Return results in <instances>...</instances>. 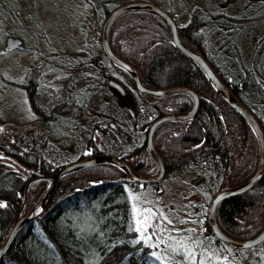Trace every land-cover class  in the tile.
<instances>
[{
    "label": "trees",
    "instance_id": "obj_1",
    "mask_svg": "<svg viewBox=\"0 0 264 264\" xmlns=\"http://www.w3.org/2000/svg\"><path fill=\"white\" fill-rule=\"evenodd\" d=\"M29 1L0 0V22L18 29L22 19L26 27V7L34 12ZM87 1L91 13L101 17L92 29L93 44L101 49L102 24L120 5L110 0ZM250 5L251 15L245 19L254 22L246 24H239V18L194 7L189 23L178 33L186 47L202 55L264 134V0ZM17 29L7 36L23 43ZM245 43L247 48L242 49ZM109 44L147 87L178 86L196 93L197 111L192 119L167 122L154 132L153 145L164 165L159 182L130 181L109 163L62 176L44 211L22 228L0 256V264H190L183 249L173 253L169 247H179L176 241L189 235L191 240L186 243L196 259L204 246L241 253L244 250L228 248L213 236L207 214L217 193L244 183L254 174L259 153L254 132L216 94L200 68L175 48L159 17L142 12L120 16L110 28ZM100 54L105 58L103 52ZM114 69L126 79L119 99L103 97L107 92L102 91L104 82L100 79L94 102L84 92L73 90L51 104L43 92L33 91L36 77L24 83L36 118L23 124L4 123L0 129V202L6 205L0 208V246L14 222L38 204L49 176L66 165L97 155L115 156L112 148H119L118 158L139 175L158 171L145 146L148 128L159 117L188 111L192 100L185 94L158 98L140 93L126 71ZM99 97L104 98L100 106ZM77 111L80 119L74 117ZM80 120L89 128L88 138L71 147L62 145L61 129L85 128ZM67 157L70 159L65 161ZM180 179L189 181L194 191L174 190L171 183ZM134 204L152 209L156 219L160 218L157 236L149 245L130 243L137 237L129 231L135 227ZM216 219L222 232L232 238L248 240L257 235L264 224V174L247 192L219 203ZM152 231L150 228L148 234ZM156 237L164 240L158 247L152 246L159 241ZM197 240L201 241L198 246L193 243ZM152 252L161 259L152 258ZM248 264H264V252Z\"/></svg>",
    "mask_w": 264,
    "mask_h": 264
},
{
    "label": "rangeland",
    "instance_id": "obj_2",
    "mask_svg": "<svg viewBox=\"0 0 264 264\" xmlns=\"http://www.w3.org/2000/svg\"><path fill=\"white\" fill-rule=\"evenodd\" d=\"M110 1L116 6L132 1L152 3L166 10L170 17L181 26L188 23L190 11L194 7L216 14H226L230 18H239L248 14L246 12L249 11L247 7L250 9V4L258 3V0ZM29 2L34 12L26 7L28 11L26 15L29 18V20L27 19L28 26L23 25L22 19L18 29L8 22H0V121H3L0 123V129L4 127V123L23 124L36 118L29 105L27 93L22 86L28 78H39L38 90L40 93L43 92V97L50 99L51 102H57L62 98L66 84L76 76L79 66L84 67L92 60L103 61L106 64L105 58L100 54L102 50L99 47L97 53L92 50V47H95L92 41V29L97 22H100L101 17L99 18L97 13H91V6L87 0H31ZM35 18L36 21L32 26ZM16 29H20L19 33L23 37V43L19 49L9 48L5 44V38L7 34L16 31ZM29 30L30 33L27 32ZM246 48L247 43L243 45L242 49ZM49 61L56 64L49 66ZM58 62H62V64L59 65ZM114 73L116 77H120L116 72ZM108 79L111 78L108 77ZM114 81L118 83L116 79ZM102 89L104 91V87ZM105 90L107 93L104 94V98L111 96V98L119 99V94L114 88L110 87ZM101 93L103 94V92ZM103 97H99L97 102L99 106L102 104ZM95 105L98 106L96 103ZM80 115L81 113L77 111L74 117L80 119ZM79 123L85 128L61 129L62 145L68 144L71 147L88 138L90 131L89 128H86L85 121L80 120ZM112 149H114V157L118 158V153L121 154L122 151L119 148ZM68 155L73 157L72 153H68ZM65 159L67 161L70 158ZM156 173L157 171L153 172V174ZM171 185L178 192L190 193L195 189L185 179L175 180ZM143 208L145 207H136L137 215ZM164 215L162 214V216ZM159 221L160 218L151 221L157 225L155 229L159 228ZM156 239L159 238L156 237ZM261 247L254 253H244L245 250L241 253H234L227 248L204 246L200 247L198 259L192 253L190 264H200L201 261L203 264H248L253 257L264 252V245Z\"/></svg>",
    "mask_w": 264,
    "mask_h": 264
},
{
    "label": "water",
    "instance_id": "obj_3",
    "mask_svg": "<svg viewBox=\"0 0 264 264\" xmlns=\"http://www.w3.org/2000/svg\"><path fill=\"white\" fill-rule=\"evenodd\" d=\"M139 12L155 15L163 21V23L168 28L170 39L173 45L175 46V48L179 50L184 56H186L191 61H193L200 68V70L203 72V74L207 78L208 82L214 88L216 94L228 106H230L242 119H244L248 123L252 131L254 132L256 140H257V144H258V150H259L258 164H257V168L254 174L244 183L236 187H233V188L221 190L219 193H217L213 197V199L211 200L209 204L207 222H208V226L213 236L219 242H221L223 245H225L228 248H231L234 250H246V249L257 247L261 243L264 242V224L261 230L259 231V233L255 235L254 237L248 240H238L222 232V230L220 229L217 223V219H216V209L219 203H221L224 199H227L229 197L241 195L247 192L252 187H254L256 183H258V181L261 179V177L264 174V134L259 124L255 120L253 115L234 98V96L230 93L227 87L222 83V81L215 74L211 66L202 57V55L186 47L182 43L179 37L178 28L175 22L163 9L149 2L133 1V2L125 3L123 5L118 6L104 20L102 24V28H101V45L103 48V52L105 53L106 57L109 59V61L112 64H114L115 66L119 68H122L128 73V75L130 76L131 80L134 83L135 88L140 93H143V94H146L152 97H158V98L167 97V96L174 95V94H185L189 96L192 100L191 108L188 111L183 112V113L170 114V115L159 117L156 120H154L149 126L147 135H146L145 146H146L148 153L153 158V160L155 161L158 167V171L156 174H153L150 176H142L136 173L134 170H132L120 158H117L114 156H108V155H97V156H93V157L66 165L58 169L52 175H50L49 184L43 196L41 197L40 201L35 206V208L28 214L24 215L23 217L18 218L14 222L5 241L0 246V256L7 251L10 244L15 239V237L18 235V233L22 230V228L44 211L45 204L51 192L53 191L56 182L62 176L68 173L78 171L85 167H89L95 164L109 163L121 169L127 175V178L130 181L139 182V183H156V182H159L163 178L164 165L153 145L154 132L159 126L167 122H183V121L192 119L197 111L199 100H198V96L196 95V93H194L192 90L185 88V87L176 86V87H168V88L159 89V90L147 87L140 80L138 73L129 64H127L125 61H123L122 59H120L118 56H116L113 53V51L110 48V44H109V32H110L111 26L120 16L124 14L139 13ZM18 44L19 42L17 40H9L7 43V46L9 48H14ZM111 84L119 88V86L116 85L115 83L111 82Z\"/></svg>",
    "mask_w": 264,
    "mask_h": 264
},
{
    "label": "flooded vegetation",
    "instance_id": "obj_4",
    "mask_svg": "<svg viewBox=\"0 0 264 264\" xmlns=\"http://www.w3.org/2000/svg\"><path fill=\"white\" fill-rule=\"evenodd\" d=\"M247 10H249L248 12H246L248 14L242 15V16L239 17V19H240V21L238 20L239 21L238 22L239 24H241V23L242 24H246V23H249V22H254V20L245 19V18H247V16H250L251 15V14H249V12L252 9H251V7H250V9H249V7H247ZM164 11L167 13L166 10H164ZM189 21H188V23H189ZM174 22H175V20H174ZM175 24H176V26H177L178 29L181 27L180 24L178 25L176 22H175ZM182 26H184V25H182ZM9 40H17L19 42V44L15 48H18V49L21 48L22 43H21V41H20L19 38H16V37H13V36H7L5 38V44H6V46H7V43H8ZM100 44H101V42H100ZM97 49H98V46L97 45H95V47H92V50L94 51V53H97ZM101 49H102V52H103L102 45H101ZM104 56H105L106 64L103 61L92 60L91 62L88 63V65H85L84 67L79 66V70L77 71L76 76L72 78L73 80H70L69 83L66 84V87H65V89L63 91L62 98L60 100H58L57 102H51L50 99H49L48 100L49 103L56 104V103L62 101V99L68 93L72 92L73 90H76V91L78 90L79 93H83L84 92V94H87L88 95V97H89L88 99H90L91 102H94L97 99L98 94H99V90H98L99 89V83H98L99 79L101 80L102 83L104 82V85H102V88L104 87V89H108V88L112 87L119 94H123V91L124 90H123L122 83L126 82V79L120 74L121 72L118 73L114 69V66L115 65L112 64L109 61V59L106 57L105 53H104ZM54 64H56V63H53L52 61H49V63H48L49 66H53ZM58 64L60 65V64H62V62H58ZM114 72H116V74H118L120 77H116V75H115ZM105 74H108V75H105ZM108 77L111 78V79H108ZM113 79L114 80L116 79L118 83H116V81H114ZM39 82H40V80H39V78H37V85L34 87V90H33V91H36L38 93H40L39 90H38V88L40 86V83ZM111 82L112 83H115L118 86H120V89L117 88V87H115L114 85H112ZM22 86H23L25 92L27 93V99H28V102H29V97H28L29 94H28V91H26L25 84H22ZM72 115H73V113H72ZM91 115L93 116L95 114L92 112ZM168 115H170V114H168ZM80 127H82V126H80ZM77 128L78 127H76V129ZM263 245H264V242L261 243L259 246L255 247V248L260 249V248H262L261 246H263Z\"/></svg>",
    "mask_w": 264,
    "mask_h": 264
},
{
    "label": "snow or ice",
    "instance_id": "obj_5",
    "mask_svg": "<svg viewBox=\"0 0 264 264\" xmlns=\"http://www.w3.org/2000/svg\"><path fill=\"white\" fill-rule=\"evenodd\" d=\"M6 205L2 202H0V208L5 207ZM136 207L137 205L134 204L133 205V221L135 224V227H130L129 231H134L135 233H137V237L133 240L130 241V243L133 246H137L140 245L141 243H143L144 245H149L150 242L152 241V237L155 236L157 233L155 231V228L157 227L156 224L152 223L151 221L156 219V214L153 213L152 209L150 208H143L141 210V212L139 213V215H137L136 213ZM170 223V222H169ZM153 229L151 235L148 234V230L149 229ZM168 239H174L173 237H169ZM191 240V235L183 238V241H176L177 245H179V247L176 246H169L171 247V250L173 253H179L181 249H183L184 253L187 254L188 258L191 259L192 258V249L189 248L187 246L186 241ZM160 243H164L163 238L159 241H157L155 244H153L152 246L154 247H158ZM194 245H199V243H201V241H194L193 242ZM152 258H154L155 260H160L161 257L157 252H152L151 253ZM200 264H203V261L200 262Z\"/></svg>",
    "mask_w": 264,
    "mask_h": 264
}]
</instances>
